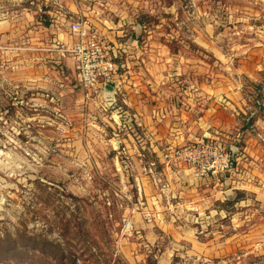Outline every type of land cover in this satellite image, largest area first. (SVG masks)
I'll return each mask as SVG.
<instances>
[{
	"label": "rangeland",
	"instance_id": "obj_1",
	"mask_svg": "<svg viewBox=\"0 0 264 264\" xmlns=\"http://www.w3.org/2000/svg\"><path fill=\"white\" fill-rule=\"evenodd\" d=\"M65 21L86 24L110 48L115 30L122 42L130 32L160 39L173 65L195 69L191 80L208 89V105L234 107L229 130L208 126L204 138L208 154L228 155L229 166L197 178L209 196L224 179L219 189L230 196L223 216L194 211L208 213L195 223L208 240L200 264H264V0H0V264H128L122 213L142 204L79 114V95L60 85L57 56L67 43L55 36ZM257 177L255 187L236 189ZM159 252L148 248L146 264ZM182 254L174 264L192 257Z\"/></svg>",
	"mask_w": 264,
	"mask_h": 264
},
{
	"label": "crops",
	"instance_id": "obj_2",
	"mask_svg": "<svg viewBox=\"0 0 264 264\" xmlns=\"http://www.w3.org/2000/svg\"><path fill=\"white\" fill-rule=\"evenodd\" d=\"M69 9L78 15L76 6ZM59 19L53 22L63 23ZM64 23L65 29L59 28L55 36L56 40L67 43L57 56L61 63L60 85L73 92L71 96L79 95L78 105L83 109L79 114L85 122H90L92 131L95 126L98 141L112 153V170L119 181H128L134 200L142 204L134 211L126 207L122 213L123 217H129L132 227L131 233L121 234L120 228L118 231L123 257L128 264H146V251L157 247L160 252L156 264H174L173 255L183 256L182 252L192 256L183 264L207 262L208 240L198 238L206 233L195 223L208 221V213L196 216L194 211L201 213L207 209L213 214L220 210L223 216L222 204L230 192L219 189L224 186L221 179V187L215 192L212 189L210 196L205 194L201 186L205 177L197 178L183 164H168L167 154L176 146L203 138L208 126L212 131H228V121L235 115L234 107L219 100L208 105V89L200 90L202 86L191 80L196 75L195 69L173 65L168 47L160 39L130 32L122 42L114 36L121 30H115L107 38L117 54L115 70H119L114 73L118 90H114L113 100L104 99L103 89L100 96L85 99L75 79L73 60L66 51L76 38L70 31L73 22ZM131 28V31L138 29L135 24ZM69 78L74 80L72 85L66 81ZM119 153L125 159L122 162ZM255 180L259 181L258 177L252 182L248 180L247 186L238 181L236 189L243 191L251 183L255 187ZM214 203L221 206L213 207ZM144 210L152 212L149 220L143 217ZM239 223L240 220L235 225Z\"/></svg>",
	"mask_w": 264,
	"mask_h": 264
},
{
	"label": "built area",
	"instance_id": "obj_3",
	"mask_svg": "<svg viewBox=\"0 0 264 264\" xmlns=\"http://www.w3.org/2000/svg\"><path fill=\"white\" fill-rule=\"evenodd\" d=\"M70 31L76 36L74 43L66 51L73 60L75 79L82 88L84 98L92 95L100 96L104 84H110L117 92L118 84L114 81L115 62L117 56L104 38L91 30L86 24L76 21L70 25ZM123 113V112H122ZM124 115V114H123ZM207 135L194 142H187L172 148L167 154L168 164H183L191 170L194 176L207 175L226 170L229 166V156L219 154L209 155ZM130 204H133L130 200ZM134 211L137 205H130ZM143 217L151 218L148 210L143 211ZM131 221L128 216L122 218L120 233H131ZM76 264H80L77 260Z\"/></svg>",
	"mask_w": 264,
	"mask_h": 264
},
{
	"label": "water",
	"instance_id": "obj_4",
	"mask_svg": "<svg viewBox=\"0 0 264 264\" xmlns=\"http://www.w3.org/2000/svg\"><path fill=\"white\" fill-rule=\"evenodd\" d=\"M102 89H103L104 99L108 102L112 101L114 95V87L110 84H104Z\"/></svg>",
	"mask_w": 264,
	"mask_h": 264
},
{
	"label": "trees",
	"instance_id": "obj_5",
	"mask_svg": "<svg viewBox=\"0 0 264 264\" xmlns=\"http://www.w3.org/2000/svg\"><path fill=\"white\" fill-rule=\"evenodd\" d=\"M114 61H115V63H117L115 59H114ZM115 71H119V70H114V73H115Z\"/></svg>",
	"mask_w": 264,
	"mask_h": 264
}]
</instances>
